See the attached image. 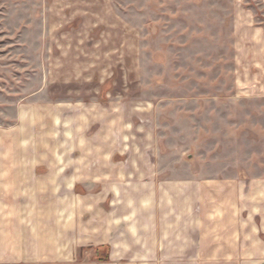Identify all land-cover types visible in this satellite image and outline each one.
Listing matches in <instances>:
<instances>
[{"label": "rangeland", "instance_id": "obj_1", "mask_svg": "<svg viewBox=\"0 0 264 264\" xmlns=\"http://www.w3.org/2000/svg\"><path fill=\"white\" fill-rule=\"evenodd\" d=\"M240 20L264 25L260 0H0L2 219L12 208L22 224L34 217L37 235L49 193H35L34 177L71 174L78 160L163 169L161 179L264 176V80ZM83 258L106 262L108 250L84 246L72 264Z\"/></svg>", "mask_w": 264, "mask_h": 264}, {"label": "crops", "instance_id": "obj_2", "mask_svg": "<svg viewBox=\"0 0 264 264\" xmlns=\"http://www.w3.org/2000/svg\"><path fill=\"white\" fill-rule=\"evenodd\" d=\"M260 3L264 17V0ZM242 22L240 34H249L248 66L264 80V25ZM80 164L78 160L71 174L49 167L44 176L34 177L35 193H49L42 203L48 209L41 212L50 222L39 224L37 235L34 217L22 224L11 207L10 218L0 215V264H39L40 258L59 256L61 264H72L84 246L108 250V261L89 264H135L140 259L183 264V258L191 263L208 258L210 264H264L263 175L247 179L223 170L221 175L197 172L186 179H161L165 170L149 168L135 182L119 179L139 175L134 170L104 166L103 161L96 169ZM79 185L88 186V194H75ZM17 187L11 184L1 192L14 193ZM8 204L16 208L13 201ZM54 234H59L57 244ZM86 263L83 258L74 264Z\"/></svg>", "mask_w": 264, "mask_h": 264}]
</instances>
